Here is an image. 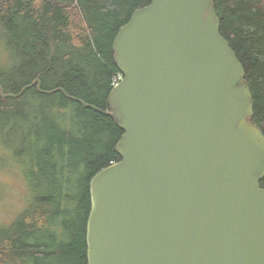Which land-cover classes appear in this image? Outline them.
Returning a JSON list of instances; mask_svg holds the SVG:
<instances>
[{
    "label": "water",
    "instance_id": "water-1",
    "mask_svg": "<svg viewBox=\"0 0 264 264\" xmlns=\"http://www.w3.org/2000/svg\"><path fill=\"white\" fill-rule=\"evenodd\" d=\"M112 50L121 160L89 183L87 264H264V136L213 0H150Z\"/></svg>",
    "mask_w": 264,
    "mask_h": 264
},
{
    "label": "trees",
    "instance_id": "trees-1",
    "mask_svg": "<svg viewBox=\"0 0 264 264\" xmlns=\"http://www.w3.org/2000/svg\"><path fill=\"white\" fill-rule=\"evenodd\" d=\"M213 3L250 88V122L264 136V0ZM149 4L0 0V144H16L7 156L30 196L27 209L0 226V264H87L89 183L121 160L115 147L123 132L107 101L119 74L112 44Z\"/></svg>",
    "mask_w": 264,
    "mask_h": 264
},
{
    "label": "rangeland",
    "instance_id": "rangeland-1",
    "mask_svg": "<svg viewBox=\"0 0 264 264\" xmlns=\"http://www.w3.org/2000/svg\"><path fill=\"white\" fill-rule=\"evenodd\" d=\"M9 138L13 139V136ZM16 149V144L6 148L0 144V226H10L30 203L28 188L20 166L13 158L7 156L9 153L13 155Z\"/></svg>",
    "mask_w": 264,
    "mask_h": 264
},
{
    "label": "built area",
    "instance_id": "built-area-1",
    "mask_svg": "<svg viewBox=\"0 0 264 264\" xmlns=\"http://www.w3.org/2000/svg\"><path fill=\"white\" fill-rule=\"evenodd\" d=\"M121 80H122V75L119 73V74H117L114 77V79L112 81V84H111L112 88L115 87V86H117L120 83Z\"/></svg>",
    "mask_w": 264,
    "mask_h": 264
}]
</instances>
